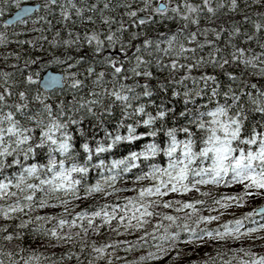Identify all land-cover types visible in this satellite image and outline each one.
<instances>
[{"label":"snow or ice","instance_id":"snow-or-ice-1","mask_svg":"<svg viewBox=\"0 0 264 264\" xmlns=\"http://www.w3.org/2000/svg\"><path fill=\"white\" fill-rule=\"evenodd\" d=\"M11 3L19 8L17 0ZM86 3L43 0L34 13L19 8L29 15L0 24V45H27L42 54L22 59L9 51L4 59L16 62L5 65L11 71L0 68L2 239L18 240L31 225L38 247L64 248L47 264H157L165 257L169 264L180 245L223 248L264 231V205L259 223L251 220L253 209L207 226L246 200L264 199V12L252 20L241 10L240 19L252 25L249 34L239 21L210 26L217 9L249 8L246 0H218L215 7L211 0H118L111 7L104 0L102 32L87 28L97 21L83 13L95 14L98 4ZM117 10L120 19L105 14ZM50 14L62 26V39L60 29L52 39L41 35L52 32ZM173 19L183 23L148 31ZM17 24L37 35L9 41L7 30ZM69 24L85 25L83 35ZM45 41L62 51H46ZM53 63L63 71L42 79ZM106 154L107 160L100 158ZM134 251L140 254L131 261L116 255ZM213 251L193 264H231ZM227 251L232 258L243 254L238 264H264V254ZM3 255L7 261L0 264H17L16 253ZM41 260L33 250L22 264Z\"/></svg>","mask_w":264,"mask_h":264},{"label":"trees","instance_id":"trees-1","mask_svg":"<svg viewBox=\"0 0 264 264\" xmlns=\"http://www.w3.org/2000/svg\"><path fill=\"white\" fill-rule=\"evenodd\" d=\"M174 1L179 2V0H174ZM42 2H43V0H26V3H30V4L39 3L41 5ZM93 2H97V4H98V7H97L95 14L89 13L87 11H85L83 14L84 15H94V19L97 21V23L95 25L89 23L87 25V28L89 30H91L92 28H96V30H98V31L106 32V30H107L106 27L104 25H101L98 22L99 21V9H100V7H102L104 0L92 1V2L87 1V3L85 4V7H87V4H90ZM117 2H118V0H110V7ZM217 2H218V0H213V7H215ZM246 2L250 5L249 8H244L243 3H241L240 7L235 12H229L226 7L223 9H217L216 12L214 13L213 17H212V22H211L210 26L219 28L220 25H223L225 28H227L230 25L234 24L236 21H239L241 31L242 32L248 31V33L251 34L252 25L250 23L244 22L243 20L240 19V12L242 10L243 13L248 15L252 20H260L261 18L258 15V13L264 12V0H258V3H256V4H253L252 0H246ZM82 3L83 2H76L77 7H80ZM11 5H12L11 0H0V13L3 14V17H0V24H2L3 19L14 10V7H12ZM119 11H121V10H117L114 13L106 11L105 14L106 15H115L117 19H120ZM42 12H43V10L41 9V14H42ZM49 19H52V23H53L52 32L51 33H41V35H46L48 39H52L53 33L57 29H60L61 30V39H62L63 38V29H62V26L59 23H57V18L50 14ZM73 19H76V17L74 15H73ZM200 25L202 27L205 26V20L200 22ZM69 26L74 27L71 24H69ZM113 27H115V25H113ZM84 28H85V25L80 24L79 26L74 27V30H79L81 32V35H83ZM174 28H175V25L173 24V22L163 21V22L158 23V24H152L150 26V28L148 29V31L150 32V34L155 35L158 32H167L169 30H174ZM3 30H4L3 27H0V31H3ZM13 32L22 33V35H18V36L12 35L11 33H13ZM6 34L8 35L9 41H15V40H19V39L27 40L30 36L37 35L36 33L24 32L23 26L19 25V24L15 25V26H9ZM258 35H261V34L258 33ZM224 36H226V33L222 34V38H221L220 43H223ZM234 43H236L239 46V39L234 40ZM44 46H45L46 51H52V52L57 53V54H59V52L62 51V49L49 48L47 45V41L44 42ZM248 46H250V45H245V47H248ZM21 47L24 48V51H21ZM9 51H14V52L19 53V55L22 59L26 58L29 52H32L33 55H42L41 53L35 52L34 49L28 48L27 45L20 46V45H17L15 43H8V45L6 47L3 45H0V68H3L6 71H11L10 68L5 67L6 64H12V63L16 62L13 57H9L7 60L4 59V54L9 52ZM205 51H207V49H205ZM253 51L254 52L259 51V49L253 46ZM69 54L70 55L72 54V50H69ZM46 69H51L53 71H61V72L63 71V68L61 66L55 64V63L46 65L44 71ZM209 71H211V70L209 69ZM256 80H257V78H255V77L252 78V82H256ZM249 123H250V121H249ZM107 126L110 129L114 127V125L111 123H109ZM102 134L103 133H98V135H102ZM161 137H162V134H161ZM178 138H182V137H178ZM124 151H125V149L120 148L117 150V153L122 154ZM100 158L107 160V154L102 155ZM157 162H159V161H157ZM91 176L93 179H95L96 173H92ZM141 183L146 184L148 182L142 181ZM226 190L227 189H220V191H226ZM123 195H130V193H123ZM193 195L195 196L196 194H193ZM253 200L258 201L259 204H264V199H261V198H253L250 200H246L245 203L247 204L248 202H250V201L252 202ZM87 202L90 203L91 201H87ZM251 204H256V203H251ZM237 207H239V206H237ZM237 207H234V208H237ZM166 211H170V210H166ZM240 215L241 214H236L233 216L238 217ZM22 219H23V217H22ZM251 220H254L255 222H257V220L261 221V217L255 216V217H252ZM16 222H18V221H13L12 223L14 224ZM4 223H7V222L0 220V225H3ZM246 226H251V224H248ZM200 227H202V226H200ZM9 231H11V228H9ZM22 231L25 232V236H22L18 240H13L12 242L4 241L2 239V234H0V260L7 261V256L3 255V253L5 251L10 250L13 253H16V255H13V257H12L13 259H17V256L19 257V259H17V264H22L23 258H26L28 255L32 254L33 250H35V251L40 252V254H41V258H42L41 264H47V260H49V259L56 260L59 257L60 253L64 250L63 247H50L49 245H44L43 247H38L37 245L40 243V241L36 240L35 242H33V239L31 238V235H30L31 234V225H29L27 229H23ZM105 235H107V234H105ZM94 238L98 242L100 240L104 239L103 236L94 237ZM235 247H244L248 251L256 252L257 254H264V249L263 250H257L258 246L251 244L248 241L247 236H245L241 240H239L238 242H235V243L229 241L228 243H226L224 245L223 248L219 247V244L209 245V247H207V248H196L193 245H188V246L180 245V249H181L180 256H178L175 260L170 261L169 264H193V262H196L200 259H203L202 254L205 251H208L209 255H214L213 249H216L218 251L223 252L224 253L223 259L224 260H230L231 259V264H238V260L243 254L242 253H236L235 258H232V253L227 251V249L235 248ZM18 248H23L24 251L17 253ZM139 254H140L139 251L130 252L127 255H125V253H123V252L116 253V255L124 256L125 259L130 260V261L134 260L136 258V256ZM217 259L219 260L220 258L218 257ZM166 260H168V257H165L164 259L158 261L157 264H165ZM63 264H75V259L70 260V261H64ZM100 264H103V261H101ZM113 264H119V262L114 259Z\"/></svg>","mask_w":264,"mask_h":264},{"label":"rangeland","instance_id":"rangeland-1","mask_svg":"<svg viewBox=\"0 0 264 264\" xmlns=\"http://www.w3.org/2000/svg\"><path fill=\"white\" fill-rule=\"evenodd\" d=\"M174 2H175V1H174ZM190 2H192V3H200L201 0H190ZM17 3H18L19 6H20V5L24 4V3H26V0H17ZM176 3H179V2L176 1ZM11 4H12L11 6L14 7V9L17 8V5H16V4H13V3H11ZM211 4H212V6H213V0H211ZM167 15H173V14H172L171 12H169ZM206 15H207L206 13L201 14V20H200V22H202V21L205 20L204 17H205ZM0 17H3V14H2V13H0ZM164 21H168V20H164ZM170 22H173V24L175 25V28L177 27L178 24H182V23H183L182 21H177L176 19H173V20H171ZM175 28H174V29H175ZM209 38L211 39L212 37L209 36ZM60 72H61V71H60ZM251 203H256V204H251ZM259 205H262V204H259L258 201L253 200L252 202L250 201V202H248L247 204L245 203L244 205L239 206V207H237V208H232V209L230 210L229 215L222 216V217L220 218V221H214V222H211V223L208 224L207 226H208V227H215L217 223L222 222L223 220L229 219V218H231L233 215H236V214H242V213H244V212H250V211H252L255 207H257V206H259ZM257 222L259 223V222H261V221H260V220H257ZM200 226L204 227L205 225L202 224V225H200ZM256 236H264V231H258V232H256V233L251 234V236H247L248 241H249L251 244L258 246V247H257V248H258L257 250H263V249H264V247H263V246H264V239H254L253 237H256Z\"/></svg>","mask_w":264,"mask_h":264},{"label":"water","instance_id":"water-1","mask_svg":"<svg viewBox=\"0 0 264 264\" xmlns=\"http://www.w3.org/2000/svg\"><path fill=\"white\" fill-rule=\"evenodd\" d=\"M74 1V0H73ZM77 1H84V0H77ZM28 7L30 9V13H34L36 8L40 7L39 3L29 4L25 3L19 6V8ZM19 8H16L9 16H7L5 19H15L18 16H28L29 14L21 13L19 11ZM4 19V20H5ZM61 72L59 71H53L51 69H47L42 74V79H46L49 76H58ZM55 87V85L53 86ZM255 210L257 211V215H259L260 212V206L256 207Z\"/></svg>","mask_w":264,"mask_h":264},{"label":"flooded vegetation","instance_id":"flooded-vegetation-1","mask_svg":"<svg viewBox=\"0 0 264 264\" xmlns=\"http://www.w3.org/2000/svg\"><path fill=\"white\" fill-rule=\"evenodd\" d=\"M87 1L92 2V1H99V0H87ZM73 2L76 4V2H84V1H77V0H74Z\"/></svg>","mask_w":264,"mask_h":264}]
</instances>
